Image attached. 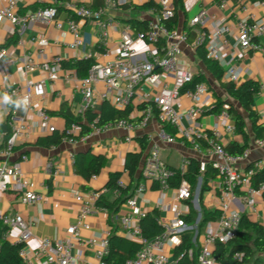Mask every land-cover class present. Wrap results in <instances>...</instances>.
Returning <instances> with one entry per match:
<instances>
[{"label":"built area","instance_id":"obj_1","mask_svg":"<svg viewBox=\"0 0 264 264\" xmlns=\"http://www.w3.org/2000/svg\"><path fill=\"white\" fill-rule=\"evenodd\" d=\"M51 1L54 3L49 6L21 14L19 0H0V22L4 21L15 27L19 46L23 44V36L37 23L54 26L58 31L66 26L73 36L70 49L77 50L85 45L81 22L90 21L99 30L98 46L103 49L104 61L94 60L86 76L81 77L76 69L64 66L63 56H49V38L46 34H41L36 38L37 50L22 58L20 63L27 74L41 71L44 78L38 81L29 79L24 85L12 87H5L0 83V106L8 111L11 120V136L6 146L0 149V192L17 193L25 205H35L44 199L22 170V163L28 157L23 156L22 161L11 163L15 149L30 137L32 127L24 119L17 117L14 105L2 103L4 94L13 100L24 101L26 98L28 110L35 111L41 121V132L54 133L56 128L50 125L52 116L39 108L36 101L45 96L48 83L63 80L83 96V101L77 108L78 114L84 116L89 111L96 114L91 121H75L67 126L63 132L64 142L76 145L104 132L122 130L128 134L125 140L130 143L136 131L147 128L156 119L162 126L159 132L161 140L168 144L183 142L196 153L195 160L199 162L197 185L194 187L189 180L182 179L179 186L172 187L170 180L174 172L160 159L159 146L151 144L142 162L141 174L144 181L158 186L159 196L154 207L159 212L158 220L164 232L154 240H148L142 234L140 222L149 212L141 208L137 197L147 191L145 183H141L135 196L124 204L127 214L112 217L120 226L122 234L142 245L137 255L125 264H180L185 257L190 264H222L215 255L217 244L227 245L234 240L243 216V206L254 211L258 200L264 198V186L253 185L254 175L264 165L257 162L249 168H243L251 154L250 147L240 155H232L226 150L223 140L236 134L228 106H224L217 114L209 113L217 101L211 100L209 104L203 102V98L210 93V87L205 82L197 84L194 89H187L195 75L182 57L187 46L193 50L203 48L206 59L218 64L231 46L240 50L243 55L258 52L264 57V43L259 42L260 38H264V21L255 18H252L253 21H239L234 44L229 39L233 28L223 22H219L213 31L198 32L194 42L190 43L189 30L170 29L163 23L174 18L176 10L171 0H159L158 8H151L155 19L149 22L146 31L135 32L130 24L123 25L117 51L112 55L108 50V40L115 21L108 14L117 5H127L132 0H102L103 5L98 9L70 1L65 3V20H61L59 16L57 0ZM208 20L217 23V18L203 8L190 21V26H203ZM140 45L145 48L140 49ZM0 53L6 54L7 49L0 47ZM90 59L93 58L86 60ZM3 71L4 66L0 65V76ZM224 76L226 81L237 85L241 79L237 66L226 69ZM99 85L103 86V91L99 90ZM183 98L188 100L189 105L181 109L180 102ZM104 102L111 103L117 109L126 110L129 107V119L101 124L98 108ZM136 103H139L138 106ZM209 114L214 116L215 123L212 128L207 129L203 119ZM165 126L174 128L176 136L170 135ZM200 141L208 145L207 150H204ZM254 146L264 151V138L256 139ZM189 163V159L183 161L181 170L184 173ZM210 165L217 171V178L209 181V190L202 199L204 177ZM92 178L97 179V175ZM118 184L125 187L122 180ZM108 191L104 188L77 194L75 200L80 206L77 221L67 228L61 239H42L32 258L25 251V245L33 238L32 227L23 216L0 213V225L7 228L6 239L11 230L20 231L16 244L24 245L20 254L27 264H83L87 250L95 253L96 264H108L105 258L109 252V236L113 227L93 232L90 223L93 215L105 211L98 207V202ZM206 194L213 200L212 207L207 206ZM203 207L217 211L218 216L204 223ZM84 231H92L91 237L85 239ZM188 232L192 233L193 247L175 259L174 250L183 244L184 235ZM243 258L242 253L235 255L237 261H242Z\"/></svg>","mask_w":264,"mask_h":264},{"label":"crops","instance_id":"obj_2","mask_svg":"<svg viewBox=\"0 0 264 264\" xmlns=\"http://www.w3.org/2000/svg\"><path fill=\"white\" fill-rule=\"evenodd\" d=\"M75 1L79 5L88 6L92 0H69ZM119 0H117L118 2ZM173 2V0H171ZM58 3L60 7L59 16L61 20L67 18V10L65 3ZM155 3L158 5L159 0H132L130 4L119 6L111 10L108 14L115 22L109 33L108 50L114 55L117 51V45L120 41L121 32L124 24H129L130 20L137 19L140 21H151L155 19V14L151 8L144 6ZM51 0H19L18 7L21 14L34 12L40 8L53 4ZM222 6V7H221ZM207 9L209 13L217 18V23L211 20L205 21L203 26L191 28L190 21L197 16L201 9ZM179 26L182 30L191 29L197 35L200 31H213L219 22L226 23L233 28L229 35L231 44H234L237 37L236 25L239 21H264V2L254 0H184L183 9L177 12ZM85 45L77 50L70 49V44L73 42V36L65 26L61 31H58L54 26H45L41 23L34 25L22 38L23 44L18 45L19 37L15 27L7 22H0V47L7 49L6 54L0 53V65L4 66V71L0 76V83L5 87L15 85H24L27 80H40L44 78L41 71H36L32 74H27L20 60L26 55L37 50L36 38L41 34H46L49 38L50 47L48 54L50 57L61 55L65 59L64 66L67 69L77 70L76 64L79 61H85L92 57L96 61H104L102 57L103 49L98 46L99 30L90 21L81 22ZM260 43H264V38L259 39ZM191 43V42H190ZM140 49L145 47L140 45ZM191 58L194 63H197L198 69L192 70L186 58ZM183 62L190 65L191 71L195 76L203 74L206 77L205 83L210 87V93L203 98L205 104H209L211 100L217 101L220 97L222 100L230 101L226 91L220 86L213 74L207 69L205 64L197 55V50H193L190 46L184 48ZM87 61V60H86ZM224 70L237 66L241 79L238 85H241L249 80L258 82L261 85V92L253 102V109L260 116V123L264 124V57L261 53L254 52L243 55L240 50L232 46L222 55L219 64ZM79 73V72H78ZM81 77H85L83 75ZM224 81H226L224 76ZM103 86L99 85V90L103 91ZM83 96L77 93L73 86L67 84L63 80L50 82L46 87V94L43 98L36 101L39 108L46 110L51 116V126L56 128L54 133H42L40 129L41 121L35 111H30L28 108L21 107L17 109V117L24 119L32 128L30 137L22 141L15 149L14 155L11 158V163L22 161V157H28L26 162L22 163V170L31 182L35 184V190L43 196V201L35 205H25L21 202L20 196L12 191L0 192V213L12 216L20 214L26 222L32 227L33 238L25 245V251L29 258L33 257L34 252L39 248L41 240L50 238L53 240L61 239L67 228L77 221L79 204L75 197L79 193H88L101 189H108L110 175L112 173H122L121 180L125 187H128L132 180L125 168V162L128 154L140 153L142 151L141 141L147 137L148 149L152 143H156L161 150L168 152L167 164L170 167L182 169L185 159H195L196 153L183 142L168 144L161 140L159 132L162 126L154 119L150 125L142 130H138L133 134L132 142H126L125 138L128 135L122 130H111L104 132L98 136H92L84 142L76 145H71L62 141L58 146H46V139L53 134H62L67 127L65 114L70 113L75 118H81V122H87V114L80 115L77 112L78 106L82 103ZM104 103H101L98 112L100 114ZM139 104V103H138ZM136 103V105L138 106ZM236 108L239 105L234 102ZM112 105V104H111ZM189 105L188 100L184 99L180 102L181 109ZM208 106V105H205ZM208 110V108H206ZM234 122V121H233ZM205 128L210 129L215 123L214 116H205L203 119ZM249 133V144L251 154L249 159L243 165V168H249L257 162H262L264 165V151L259 150L254 146L256 140L254 133L251 130L250 124L247 127ZM11 136V120L8 111L0 106V149L4 148ZM227 146L235 141L240 144L243 139L240 135L234 134L226 137L224 140ZM84 153L95 156H104L108 159L107 166L103 169L97 179L86 180L84 177L76 173L75 158L78 154ZM147 153V152H146ZM146 155V154H145ZM50 166L52 168H50ZM137 177L138 174H137ZM147 191L140 196H137L141 208L152 212L155 210V202L159 196L158 186H154L150 182L143 180ZM172 195V193H170ZM106 198L113 201L116 195L113 191H108ZM207 206H213V200L210 195L206 194ZM209 210V209H208ZM128 212L124 205L121 207L119 216L126 215ZM243 215H246L252 222L259 223L264 228V198H260L256 205V209L251 211L246 206L242 208ZM90 223L94 231H103L108 226L118 229V235L125 237L128 240L133 239L122 234L120 226L109 216L107 211L99 212L90 218ZM113 231V230H112ZM92 231H84L83 237L88 239L91 237ZM20 236V231L11 230L7 240L16 244ZM264 258V254L262 255ZM95 253L92 250H87L83 264H96ZM33 264H40L34 262Z\"/></svg>","mask_w":264,"mask_h":264},{"label":"trees","instance_id":"obj_3","mask_svg":"<svg viewBox=\"0 0 264 264\" xmlns=\"http://www.w3.org/2000/svg\"><path fill=\"white\" fill-rule=\"evenodd\" d=\"M69 0H57L58 3L67 2ZM257 2H264V0H254ZM184 0H173V5L176 10V15L170 20L163 21V23L170 29H176L179 26V20L177 12L183 9ZM103 5L102 0H92V3L88 7L92 9H98ZM145 8H158L155 3H150ZM58 11L60 7L57 6ZM150 21H140L133 19L129 21L135 32L146 31L148 29ZM189 42H194L196 35L189 29ZM197 55L205 64L207 69L213 74L220 86L226 91L230 101L222 100L220 97L217 99L216 106L210 110V114H217L224 109V106H228V113L235 123L236 134L240 135L243 139V143L231 142L226 146V150L232 155H240L250 147L249 133L247 130L248 124H250L251 130L256 139L264 138V124L260 123V116L253 109L252 105L255 98L261 92V85L258 82L249 80L241 85L234 84L232 82L224 81V70L222 67L214 61L206 59L205 50L199 48ZM94 63V59L87 61H79L76 66L78 72L81 74H87V70ZM83 74V75H85ZM206 81V77L203 74L194 77L193 82L187 87V89H194L197 84ZM234 102L239 105V109L236 108ZM130 108L126 110L117 109L109 102H104L100 111L101 124L118 122L120 120L129 119ZM96 114L92 111L87 112L88 121L93 120ZM67 126L72 122L80 121L81 118H75L70 113L65 114ZM166 131L176 136L177 132L171 126L164 127ZM65 134L56 133L46 139V146H58L63 141ZM142 151L140 153L128 154L125 162V168L131 177V184L128 187L119 186L122 173H112L109 178L107 188L116 195L113 201L109 200L105 196L98 202V207L104 209L109 213L110 217L118 214L121 207L126 203L128 199L135 196L137 188L143 182L141 174L142 162L145 158V154L148 149L147 137L140 139ZM204 150L208 149V145L204 141H200ZM108 159L104 156H95L91 153H80L75 158V170L76 173L84 177L86 180H90L93 175H100L103 169L107 166ZM174 175L170 180L172 187H177L181 183L182 179H187L195 187L198 183L199 177V162L195 159H190L187 171L184 173L181 169L171 167ZM137 174L139 177H137ZM205 182L202 187L201 197L203 199L204 193L209 190V181L217 178V171L210 165L205 173ZM253 185L259 187L264 186V167L256 172L253 177ZM204 223L211 219H215L218 216L217 211H210L203 207ZM159 212L154 210L149 212L146 217L141 219L140 227L143 236L148 240H154L160 236L164 229L159 223ZM7 228L0 225V264H27L21 257V251L24 248L23 244H13L9 242L6 237ZM192 233L188 232L184 235L183 244L174 250V258L178 259L181 255L193 247L192 245ZM142 249V245L136 241H131L118 235V229L113 228L112 234L109 236V252L105 258V262L108 264H125L128 260L133 259L137 253ZM237 253L244 254L242 261H237L235 255ZM264 228L259 223L252 222L246 215L242 216L237 237L229 244H217L215 255L218 257L222 264H264ZM191 262L187 257L181 260L180 264H190Z\"/></svg>","mask_w":264,"mask_h":264},{"label":"clouds","instance_id":"obj_4","mask_svg":"<svg viewBox=\"0 0 264 264\" xmlns=\"http://www.w3.org/2000/svg\"><path fill=\"white\" fill-rule=\"evenodd\" d=\"M2 103L14 105L15 108H17V109L24 107L26 110V108H27V99L26 98L24 101H21L19 99L13 100L12 97H10L7 94H4L3 99H2Z\"/></svg>","mask_w":264,"mask_h":264},{"label":"rangeland","instance_id":"obj_5","mask_svg":"<svg viewBox=\"0 0 264 264\" xmlns=\"http://www.w3.org/2000/svg\"><path fill=\"white\" fill-rule=\"evenodd\" d=\"M187 59V61L189 62V64L192 66V70H194V71H196L197 69H198V64L197 63H194L192 60H191V58H186ZM168 152H164V150H161L160 149V159L162 160V161H164L165 163H167V162H169L168 161Z\"/></svg>","mask_w":264,"mask_h":264}]
</instances>
